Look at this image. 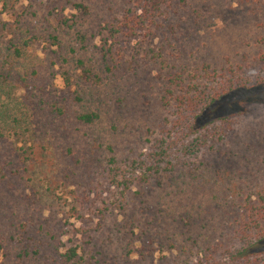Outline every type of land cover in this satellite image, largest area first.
Returning a JSON list of instances; mask_svg holds the SVG:
<instances>
[{
    "label": "rangeland",
    "instance_id": "rangeland-1",
    "mask_svg": "<svg viewBox=\"0 0 264 264\" xmlns=\"http://www.w3.org/2000/svg\"><path fill=\"white\" fill-rule=\"evenodd\" d=\"M137 7L0 0V47L15 31L27 45V86L0 92V264H76L69 249L83 264H220L240 247L239 213L264 193V0H171L148 21ZM206 65L249 90L201 112L213 142L196 152L194 116L180 123L166 91Z\"/></svg>",
    "mask_w": 264,
    "mask_h": 264
},
{
    "label": "trees",
    "instance_id": "trees-1",
    "mask_svg": "<svg viewBox=\"0 0 264 264\" xmlns=\"http://www.w3.org/2000/svg\"><path fill=\"white\" fill-rule=\"evenodd\" d=\"M171 6V0H138L137 11L145 16V21L153 19L157 12H160L162 8L165 9ZM5 25V24H4ZM15 31L14 39H12L9 44L5 47H0V92L5 93L7 90L6 84L15 83L21 84L24 87L27 86L26 80L20 76L17 72V68L20 67L23 58V53L25 51L26 42L22 35H17ZM112 33V31H110ZM54 41L58 40L56 35L51 36ZM80 44H84L85 37L80 36ZM78 64L84 71V75L94 80L98 78L94 75L93 68H86L85 63L81 60ZM241 70V69H240ZM17 74V75H16ZM190 78V77H188ZM183 76V73L179 75L172 76L168 80V88L166 94L173 100L176 104V108L180 113V123L184 120V113L194 116L192 125L189 130L192 135H196L197 139L192 149L199 152L200 149H205L208 144L213 142V139L209 135H205L203 129L206 126H199V118L201 112L205 108H209L215 105L217 102L223 100L227 95L235 93L241 89H247L246 82L249 83L250 79L241 80L238 78L237 70L233 73L222 72L217 73L216 71H211L210 66L206 65L203 69L197 71V74L192 78L188 79ZM67 80V79H66ZM257 85L252 87L264 88V76L257 79ZM177 93V95H176ZM178 93L180 95H178ZM176 95V96H175ZM261 100L264 102V94L261 96ZM76 103L82 102V97L75 93ZM200 111V112H199ZM57 116L62 117L65 115L66 110L57 109ZM199 112V113H197ZM190 116H188L189 118ZM100 118L97 112H79L75 114V119L78 123L83 125H93ZM221 121H225L226 118H221ZM5 138V134L0 130V141ZM171 147H168L165 151H169ZM168 158V157H167ZM163 162V161H162ZM3 166L0 165V178L3 177ZM248 207H243L239 213V248L229 249L224 252L225 261L220 264H264V193L261 194L255 201L250 203ZM230 218V217H228ZM241 221V223H240ZM191 224V221H187ZM193 226V225H190ZM192 250V249H191ZM29 248L22 249L18 254L20 260H24L28 256L39 257L38 253L32 254L29 252ZM62 258L67 262H75L76 264H83L81 257L78 256L76 249H69ZM208 262V261H207ZM200 261L199 264H209ZM181 264H190V258L188 257L185 262Z\"/></svg>",
    "mask_w": 264,
    "mask_h": 264
}]
</instances>
